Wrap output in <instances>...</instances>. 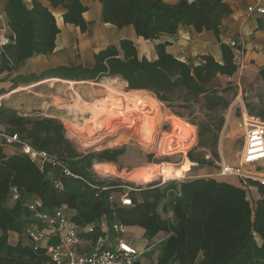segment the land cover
I'll return each instance as SVG.
<instances>
[{
  "label": "trees",
  "instance_id": "16d2710c",
  "mask_svg": "<svg viewBox=\"0 0 264 264\" xmlns=\"http://www.w3.org/2000/svg\"><path fill=\"white\" fill-rule=\"evenodd\" d=\"M99 1L102 22L118 29L132 27L144 41L158 42L154 47L156 58L141 57L135 43L124 39L96 54L92 68L59 67L41 76H18L14 87L46 77L76 82L119 78L129 91H147L170 108L174 104L182 109L197 105L207 113L228 108L225 95L232 86L220 89L212 84L218 76L235 75L236 54L243 52L242 45L221 44V62L211 55L182 62L168 53L170 43L163 41L165 37H175L182 27H190L196 33L213 32L219 39L224 19L232 14L225 0H181L176 4L165 0ZM3 2L12 40L0 55V75L11 76L33 56L53 53L60 30L50 9L39 0ZM48 2L53 9H65V24L76 26L83 33L87 31V8L80 0ZM260 118L264 120V111ZM0 127H5V134H18L33 148L55 157L78 177H62L64 190L59 191L54 186L55 178L60 177L57 170L49 165L41 169L28 156L6 153L0 146V264H49L45 252L34 251L25 233L33 221L29 205L36 199L41 201L40 210L44 212L67 207L75 213L72 221L79 226L120 221L127 228H142L150 240L166 235L156 264H264V199L252 202L241 184L198 178L163 188L138 189L130 193L133 205L123 207L109 201L110 193L123 184L106 185L92 167L95 162L116 164L125 148L80 152L67 138L59 119L32 113L21 115L5 103L0 105ZM202 139L201 132L200 147L205 148ZM188 158L211 165L205 156L196 158L190 153ZM215 158L219 159L217 153ZM251 185L264 196V187ZM171 189L178 191L179 197L167 209V219L159 212V205ZM14 194L18 196L16 200ZM97 231L100 232L98 226ZM10 233L25 236L27 244L22 240L9 243Z\"/></svg>",
  "mask_w": 264,
  "mask_h": 264
},
{
  "label": "rangeland",
  "instance_id": "374dc122",
  "mask_svg": "<svg viewBox=\"0 0 264 264\" xmlns=\"http://www.w3.org/2000/svg\"><path fill=\"white\" fill-rule=\"evenodd\" d=\"M2 2L3 0H0V7L3 4ZM91 83L96 85L92 86ZM101 83L104 84L101 85ZM108 86H111L116 98L119 97V102L121 104L125 105L134 95V93L128 90L127 84L119 78H103L98 82H74L72 85L70 83L50 82L38 90L35 88H28L20 94L8 98L5 104L8 107L18 108V113L21 115L29 114L28 111L24 110L26 104H29L36 107L35 109H31L33 111H29L32 112L34 116H53L52 118L64 119L66 136L74 143L75 147L80 152H101L103 150L125 148V154L118 159L116 164L94 163L92 170L102 175L106 185L118 182V184L131 186L137 189L153 188L161 184V175H159V173H161L164 168L167 167L179 170L188 167L189 162H191L188 158L190 153L196 158L200 156L206 157L208 155L210 158L206 160L211 163L210 167L214 169H219L218 163L221 162L222 158L228 164L236 163L246 130L238 111L235 113L236 116H233L229 121L226 119L230 104L237 95L234 88L229 90L225 95L230 103L228 108L213 113L202 112L197 105L191 109H182L178 108L177 104H174V107L170 108L168 105L158 101L151 93L140 91L138 93H140L142 97L146 99L153 98L158 101V111L151 110L149 107H144L142 113L130 114L129 117L131 119L129 122L124 123L116 117H109L110 112H113L115 115L121 110L114 109L110 104H107L104 106L105 109H103V112H100L98 118V121L103 126L92 128L93 125L90 124L91 121L89 124H85L84 119L90 118V110L93 104L100 105L104 102L103 98L106 95L104 94V90H106ZM74 91L80 95L78 97L76 96L77 99L73 95ZM112 97L113 96H107V99H111ZM2 102L1 100L0 105ZM66 105L77 109L72 111L68 110V108H65ZM261 110L262 109L257 110L256 115L261 113ZM259 119L264 122L262 118ZM176 121H180L187 127L194 129V132H192V137L195 138L194 144H186L187 138L184 135H180L179 137L177 135L174 136L176 132L174 122ZM106 127H111L115 131L111 134H107V130L103 129ZM73 131L79 133V138L72 135ZM201 132L203 133L201 142L206 145L205 148L200 147ZM89 134L92 135L94 140L87 139V137L90 136ZM141 135H150L147 136L148 138L150 137V143L145 144L140 137ZM97 137L99 139L100 137L103 138L100 139V142H97ZM169 137L172 140L165 145V140ZM176 147H179L178 151H175ZM216 153L219 155V159L215 158ZM34 162L36 165L39 164V160ZM192 163L197 164L198 167L194 170V165L190 166L191 169L189 168L188 172H184L183 176H185V178H182L180 183L194 180L196 179L195 177H198L196 176L197 169L203 165ZM101 164L109 165L111 169L100 170L96 168V165ZM151 169L157 170L152 182L145 184L134 181L135 175L147 172ZM215 178L220 179L226 177ZM250 192L251 191H248V198L254 202L252 193ZM163 205L164 202L159 205V210L160 208L162 210ZM162 238L163 234H159L157 237L150 240L142 228H127V241L140 252L147 251L149 245H153V249L144 257V262L146 264L157 263L160 251V244H158V242ZM19 240L27 244L25 236H19ZM258 242L260 243L259 239ZM9 243L15 244L16 242L9 238Z\"/></svg>",
  "mask_w": 264,
  "mask_h": 264
},
{
  "label": "crops",
  "instance_id": "0c3cea01",
  "mask_svg": "<svg viewBox=\"0 0 264 264\" xmlns=\"http://www.w3.org/2000/svg\"><path fill=\"white\" fill-rule=\"evenodd\" d=\"M80 1L83 6L87 8V11L84 13V19L88 24V29L85 33L76 26L65 24L63 16L66 11L63 7L53 9L48 0H39L43 6L50 9L55 17L56 25L60 30V34L56 40V48L53 53L49 55H35L28 59L23 67L11 76H7V74L0 75V91L3 92L0 96V101L2 100V103H5L8 98L14 97L28 88H35L38 90L50 82L70 83L72 85L76 81L46 77L44 80L38 82L28 84L18 83L17 86L14 87V83L18 76H41L59 67L83 66L92 68L95 64L96 54L110 45L118 44L124 39H129L135 43L141 57L145 56L149 60H154L156 58L154 47L158 42L144 41L136 35L132 27L118 29L111 24H104L102 22V4L99 0ZM165 1L176 4L181 0ZM186 1L192 2L194 0ZM225 1L230 6L232 14L224 19L220 29L219 39H217L213 32L196 33L194 29L190 27H182L175 37H165L163 41L170 43L167 48L168 53L182 62L196 61L197 58L202 55H211L216 61L221 62V44H230L232 42H239L242 44L243 52L236 54L238 70L235 75L229 78L218 76L212 86L223 89L229 84L237 92L235 99L232 101L227 111V121L233 116H236L235 113L237 111L241 120L246 116L260 118V114L264 111V15H260L256 12L251 13L248 9L250 7H261L264 9V0ZM2 3L0 7V16L6 20L4 2ZM103 84L104 83H101V85ZM91 85L94 86L96 84L91 83ZM73 95L76 99L80 96L76 91H74ZM35 108L34 105L26 104L24 110L28 111V113H32L29 111H33L31 109ZM14 109L18 111V108ZM259 109H262L261 113L256 115ZM0 131H5V127H0ZM244 137L245 133L241 150L244 145ZM0 146L4 148L6 153L11 154L19 152L17 147L6 146L1 138ZM222 161L225 162L223 158L221 162ZM237 162L238 158L236 163ZM193 165L194 170H196L195 168L198 167V165ZM218 172L219 169L203 165L197 169L196 176L198 177L195 178H218ZM218 180L240 186L239 179L235 177L220 178ZM250 191L254 202L264 199V196L259 193L257 187L253 186ZM167 209L168 206L164 203L162 210L160 208L159 212L164 215ZM74 214L75 213L71 211V215ZM9 238L16 243L19 241V235L16 233H10ZM201 259L202 256H200V260Z\"/></svg>",
  "mask_w": 264,
  "mask_h": 264
},
{
  "label": "built area",
  "instance_id": "2783aa9c",
  "mask_svg": "<svg viewBox=\"0 0 264 264\" xmlns=\"http://www.w3.org/2000/svg\"><path fill=\"white\" fill-rule=\"evenodd\" d=\"M248 11L264 15V9L261 7H250ZM11 38L12 33L7 21L0 16V55L11 43ZM235 45H237L235 42L230 43L232 47ZM59 120L65 125L64 119L59 118ZM242 122L246 131L243 148L238 154V162L234 165L220 162L217 176L238 178L240 184L250 191L253 187L252 183L264 187V122L251 116H246ZM78 134L77 131L72 132V135L77 138H79ZM0 138L6 146L17 147L20 153L28 156L33 162L39 160L38 166L41 169L49 165L57 170L60 177L55 178L54 186L59 191L64 190L62 177L78 178L64 163L45 151L33 148L22 141L18 134L7 135L1 132ZM96 140L101 141L98 137ZM194 143L195 138L192 137L191 144ZM178 150L179 147H176L175 151ZM209 158V156L206 157V159ZM97 175L102 177L99 173ZM182 178L184 179L185 176ZM182 178L165 179L161 176V184L156 187L180 184ZM92 187L95 186L92 185ZM137 190L131 186L121 185L110 193L109 201L123 207H131L133 201L130 193ZM177 197H179L178 191L169 190L164 201L165 205L169 208ZM17 198V194H14L13 200ZM41 206L39 199L30 203L29 209L33 214V221L26 228L25 233L34 251L41 249L45 252L49 264H137L143 262L146 254L153 249V245L150 244L147 251L140 252L131 245L126 239L127 227L120 221H114L111 224L102 221L100 225L79 226L72 221L73 215L67 207L44 212L40 210ZM163 216L170 219L169 210ZM97 226L100 228L99 233ZM166 237L163 235L158 244H161Z\"/></svg>",
  "mask_w": 264,
  "mask_h": 264
},
{
  "label": "bare ground",
  "instance_id": "6f19581e",
  "mask_svg": "<svg viewBox=\"0 0 264 264\" xmlns=\"http://www.w3.org/2000/svg\"><path fill=\"white\" fill-rule=\"evenodd\" d=\"M104 94L105 97L103 98V101L100 105H92V108L90 110V118H85V124H90L93 125L92 128H96V126H101L102 124H100V122L98 121V118L100 116V112H103V109H105L104 106H106L107 104H110L111 107H113L114 109H120L121 111L120 112H117V114L114 115L113 112H110L109 114V117L111 118H118L119 120H121V122L123 121L124 123L125 122H129V120L131 119L129 117L130 114H133V113H137V114H140L143 112V108L144 107H149L151 108V110H154V111H158V101L155 100V99H146L144 97H142L140 95V93L138 92H134V95L132 96V98L130 99V101H127L124 104H121L119 102V97L116 98L115 96V93L113 92V89L111 88V86L109 87H106V90H104ZM107 96H113L111 99H107ZM98 102V100H97ZM65 108H68V110H76L77 108L75 107H72V106H65ZM150 110V109H149ZM150 112V111H149ZM158 113V112H157ZM174 125L176 127V132L174 134L177 135L178 137L180 135H184L186 136V144H190L191 143V138L193 136L192 132H194V129L191 128V127H187L186 125H184V123L180 122V121H176L174 122ZM103 126V125H102ZM91 127V126H90ZM98 128V127H97ZM114 128V126H113ZM111 127H106V128H103L104 130H107V134H111L113 133L115 130V128L113 129ZM90 133V132H89ZM92 134V133H90ZM89 134V135H90ZM147 136H150V135H147ZM146 135L144 136H140L141 139L143 140V142L146 144V143H150L149 140H150V137L148 138ZM103 138V137H100V139ZM87 139H93L94 138L92 137V135H90L89 137H87ZM152 139V138H151ZM171 138H167L165 140V145L167 143H170L171 142ZM97 141V140H96ZM98 142V141H97ZM92 143V142H91ZM186 145V146H188ZM193 164L189 162V166L184 168V169H179V170H175L173 168H164L162 170L161 173H159V175L163 176L165 179H178V178H182L184 172H188L189 171V168L190 166H192ZM96 168L98 169H102V170H108V169H111V167L109 165H96ZM157 172L156 169H151L147 172H144V173H141V174H137L135 175L134 177V181L135 182H138V183H150L153 181V178L155 176V173Z\"/></svg>",
  "mask_w": 264,
  "mask_h": 264
}]
</instances>
